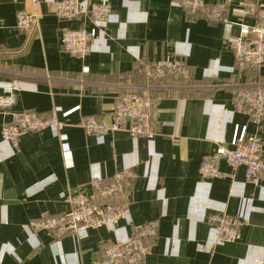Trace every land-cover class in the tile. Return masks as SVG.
I'll return each mask as SVG.
<instances>
[{
	"label": "crops",
	"instance_id": "1",
	"mask_svg": "<svg viewBox=\"0 0 264 264\" xmlns=\"http://www.w3.org/2000/svg\"><path fill=\"white\" fill-rule=\"evenodd\" d=\"M56 1L0 0V94L16 90L13 111H56L69 148L51 128L13 145L2 136L11 115L0 111V264H92L112 241L151 220L158 229L147 240L145 264H264V178L255 184L245 166L225 160L219 164L225 177L204 180L200 173L204 158L221 142L231 147L236 134L258 133L264 142V119L258 126L235 109L243 85L264 83V64L240 69L230 47L240 24L260 18L244 14V0H206L226 2L230 23L191 14L182 0H80L89 7L105 2L111 11L109 40L96 43L83 60L65 51L61 35L85 21L59 17ZM255 2L264 9V0ZM23 8L39 15L29 31L18 26ZM173 58L188 64L187 80L149 83L137 72L141 64ZM128 90L149 93L155 138L136 140L123 130L103 140L87 135L81 120L111 121ZM126 166L136 172L133 187L111 202L129 206V218L84 236L33 230L41 215L71 211V195L92 193L94 173L109 182ZM219 210L247 216L240 239L214 243L207 215Z\"/></svg>",
	"mask_w": 264,
	"mask_h": 264
},
{
	"label": "built area",
	"instance_id": "2",
	"mask_svg": "<svg viewBox=\"0 0 264 264\" xmlns=\"http://www.w3.org/2000/svg\"><path fill=\"white\" fill-rule=\"evenodd\" d=\"M30 1L38 3L39 0ZM180 5L189 13L203 17L211 23H230L226 2L209 4L206 0H182ZM242 5L246 16H258L260 19L255 24H240V33L230 38V47L237 67L258 69L264 64V9H260L255 0H244ZM56 12L63 19L85 21L79 28L62 29V43L69 54L84 60L96 43H106L109 40L111 11L107 3H95L89 7L80 0H57ZM38 16L23 8L18 12V26L29 31ZM89 21L91 26L86 24ZM88 69L87 66L84 67L85 71ZM137 72L145 74L149 83L171 77L182 80L190 77L188 64L177 58L141 64ZM16 102V90L10 88L6 94H0V111L9 112L11 115L2 128V136L6 141L18 146L24 135L51 128L64 142L65 150L69 149L68 135L64 131L65 120L56 111L49 115L36 111H13ZM151 109L152 100L148 92L128 90L116 104L111 121L90 115L81 120V126L87 135L95 134L102 140L111 133L122 130L129 132L136 140H153L155 132ZM235 109L246 111L252 122L260 126L264 119V83L243 85L237 91ZM70 112H65L64 116ZM221 143L214 154L204 158L201 177L204 180L225 177L227 174L219 167L220 161L225 160L233 168L245 166L247 180L259 184L264 178V142L261 136L255 133L239 139L236 134L231 147ZM135 179L136 172L129 166L118 170L109 182H104L101 174L94 173L91 177L92 193L80 191L71 195L68 199L73 205L71 211L55 216L43 214L32 222V228L35 232L52 231L59 238L66 234L84 236L88 230L101 227L113 229L118 222L131 216V209L111 201L125 195L133 187ZM247 219L243 212L234 216H228L225 210L208 214L207 220L214 230V243L224 244L240 239L241 229ZM133 229L131 235L118 238L106 246L104 255L92 264H145L150 253L147 240L156 237L158 220L134 225Z\"/></svg>",
	"mask_w": 264,
	"mask_h": 264
}]
</instances>
